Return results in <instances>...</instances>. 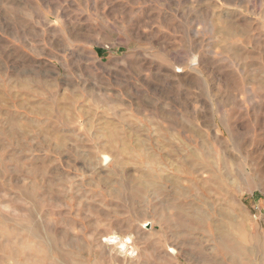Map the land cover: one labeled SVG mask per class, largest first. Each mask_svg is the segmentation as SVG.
Instances as JSON below:
<instances>
[{
	"label": "rangeland",
	"instance_id": "1",
	"mask_svg": "<svg viewBox=\"0 0 264 264\" xmlns=\"http://www.w3.org/2000/svg\"><path fill=\"white\" fill-rule=\"evenodd\" d=\"M0 264H264V0H0Z\"/></svg>",
	"mask_w": 264,
	"mask_h": 264
},
{
	"label": "bare ground",
	"instance_id": "2",
	"mask_svg": "<svg viewBox=\"0 0 264 264\" xmlns=\"http://www.w3.org/2000/svg\"><path fill=\"white\" fill-rule=\"evenodd\" d=\"M197 216V215H196ZM105 242L107 243H111L112 244H116L119 245V253L121 254H125V255H132L134 253V249L131 248V250L128 251V245L131 244L130 243V238H125V239H120L117 236H110L107 239H105ZM50 244V243H49ZM132 247V246H131ZM121 256V255H120ZM127 257V256H126ZM131 257V256H130ZM127 259V258H125ZM132 260V259H129Z\"/></svg>",
	"mask_w": 264,
	"mask_h": 264
}]
</instances>
